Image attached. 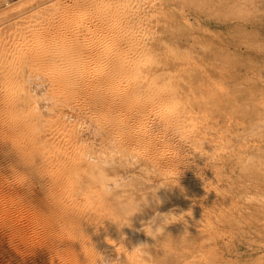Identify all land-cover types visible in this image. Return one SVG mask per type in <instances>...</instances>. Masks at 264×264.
<instances>
[{"label":"bare ground","instance_id":"1","mask_svg":"<svg viewBox=\"0 0 264 264\" xmlns=\"http://www.w3.org/2000/svg\"><path fill=\"white\" fill-rule=\"evenodd\" d=\"M45 2L19 0L0 10V20ZM136 16L140 17L138 24L147 23L145 28L153 25L143 14ZM79 31L75 32L80 35ZM141 31L128 38L130 48H88L83 58L77 56L80 65L75 61L71 78L59 80L57 76L59 81L49 85L36 83L27 110L0 114V148L10 158L11 168L18 170L14 174L29 189L42 187L37 205L48 213L47 218L58 221V233L80 264H181L180 260H193V245L180 240L171 225L160 231L159 225L153 230L149 224L164 209L175 213L172 216L188 213L187 203L191 205V213L183 214L187 224L203 223L211 199L197 179L204 168L194 163L206 159L212 150L229 151L223 115L206 124L207 118L198 117L193 108L186 109L189 105L178 109L189 90L197 87L212 93L227 72L218 63L204 66L205 75L217 73L219 81L199 84L196 65L183 57L180 48H154ZM67 49L80 51L75 46ZM93 64H101V69L90 70ZM233 139L242 149L241 137L233 135ZM186 184L191 187L188 195L184 194ZM196 192L201 194L197 197ZM149 229L151 239L147 240Z\"/></svg>","mask_w":264,"mask_h":264},{"label":"rangeland","instance_id":"2","mask_svg":"<svg viewBox=\"0 0 264 264\" xmlns=\"http://www.w3.org/2000/svg\"><path fill=\"white\" fill-rule=\"evenodd\" d=\"M18 1L0 0V10ZM181 1L46 0L28 12L0 20V114L27 110L36 83L49 85L58 78H71L75 61L80 65L77 56L86 55L90 48H130L131 36L141 28L150 46L180 48L183 57L196 65L199 84L219 81L217 73L205 75L204 68L218 63L227 72L223 83L212 93L193 87L178 107L183 110L189 105L186 109L193 108L198 117L207 118L206 124L223 115L229 130V151L223 154L222 150L211 149L213 153L208 152L206 159L194 163L204 168L197 179L204 183L200 186L206 187L211 199L209 215L204 216L208 221L197 223L199 227L189 226L185 216L191 205L187 203L185 216H172L175 213L164 209L152 217L149 228L155 230L159 225L162 231L171 225L180 240H189L196 253L193 260H186L188 264H264V126L259 128L264 125V0ZM138 14L153 25L145 28L146 22L138 24ZM68 34L76 35L71 39ZM74 46L81 52L67 49ZM28 60L36 65L28 64ZM98 65L93 64L90 70H100ZM233 135L241 137L242 149ZM0 159V264H80L65 237L58 233V221L47 218L48 213L37 205V192L42 187L29 189L15 175L18 170L11 168L10 158L1 148ZM189 188L186 184L184 194L188 195ZM200 194L196 192L197 197ZM196 209L202 213L198 206ZM150 229L147 240L151 239Z\"/></svg>","mask_w":264,"mask_h":264},{"label":"built area","instance_id":"3","mask_svg":"<svg viewBox=\"0 0 264 264\" xmlns=\"http://www.w3.org/2000/svg\"><path fill=\"white\" fill-rule=\"evenodd\" d=\"M8 1H16V0H8Z\"/></svg>","mask_w":264,"mask_h":264}]
</instances>
